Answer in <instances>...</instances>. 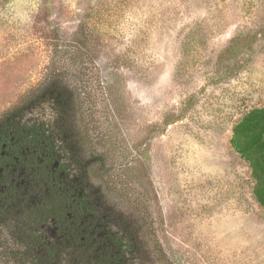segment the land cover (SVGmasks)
I'll use <instances>...</instances> for the list:
<instances>
[{
	"label": "rangeland",
	"instance_id": "1",
	"mask_svg": "<svg viewBox=\"0 0 264 264\" xmlns=\"http://www.w3.org/2000/svg\"><path fill=\"white\" fill-rule=\"evenodd\" d=\"M51 81L74 94L78 160L139 228L134 264H264L230 145L264 108V0H0V118Z\"/></svg>",
	"mask_w": 264,
	"mask_h": 264
},
{
	"label": "trees",
	"instance_id": "2",
	"mask_svg": "<svg viewBox=\"0 0 264 264\" xmlns=\"http://www.w3.org/2000/svg\"><path fill=\"white\" fill-rule=\"evenodd\" d=\"M53 82L39 98L0 118V259L4 264H134L141 252L139 228L92 183L95 160H78V136L70 125L73 93ZM41 105L43 115L50 106L51 117L34 118ZM230 145L248 164L254 198L264 208V108L242 117ZM13 169L21 178L12 183Z\"/></svg>",
	"mask_w": 264,
	"mask_h": 264
},
{
	"label": "flooded vegetation",
	"instance_id": "3",
	"mask_svg": "<svg viewBox=\"0 0 264 264\" xmlns=\"http://www.w3.org/2000/svg\"><path fill=\"white\" fill-rule=\"evenodd\" d=\"M10 174L12 175V183L15 182L18 178H21V175L16 171V169H13ZM53 233H56V230Z\"/></svg>",
	"mask_w": 264,
	"mask_h": 264
}]
</instances>
